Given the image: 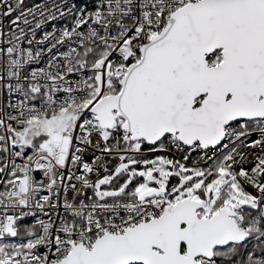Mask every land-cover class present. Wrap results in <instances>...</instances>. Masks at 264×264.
I'll return each mask as SVG.
<instances>
[{"label":"snow or ice","instance_id":"6c2138e0","mask_svg":"<svg viewBox=\"0 0 264 264\" xmlns=\"http://www.w3.org/2000/svg\"><path fill=\"white\" fill-rule=\"evenodd\" d=\"M0 264H264V0H0Z\"/></svg>","mask_w":264,"mask_h":264}]
</instances>
